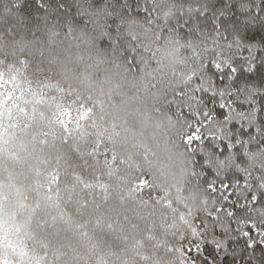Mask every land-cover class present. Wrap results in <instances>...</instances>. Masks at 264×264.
I'll return each mask as SVG.
<instances>
[{
	"label": "trees",
	"instance_id": "trees-1",
	"mask_svg": "<svg viewBox=\"0 0 264 264\" xmlns=\"http://www.w3.org/2000/svg\"><path fill=\"white\" fill-rule=\"evenodd\" d=\"M214 64L225 68L215 85ZM234 88L252 128L210 122L240 145L219 160L215 140L190 152L189 113ZM213 172L245 181L231 215ZM205 254L264 264V0H0V264H209Z\"/></svg>",
	"mask_w": 264,
	"mask_h": 264
},
{
	"label": "snow or ice",
	"instance_id": "snow-or-ice-1",
	"mask_svg": "<svg viewBox=\"0 0 264 264\" xmlns=\"http://www.w3.org/2000/svg\"><path fill=\"white\" fill-rule=\"evenodd\" d=\"M144 11V9H140ZM257 12L259 9L257 8ZM214 23H216L217 27H219V18L218 16L214 19ZM182 27H186V25H181ZM245 72H255L257 68V64L255 62V56L252 57L251 67L246 63L244 66ZM212 70L218 73L213 80V85H215L216 80L224 81L225 80V68L219 65H213ZM238 72L237 66L232 64L227 71L228 82L230 83L235 79L236 74ZM239 91V89H233L232 92H229V99L224 100L223 98L219 99H211L205 101L203 103H199V106L189 113V119L187 120V130L188 134L184 136L185 143L188 146V150L190 152L196 153L199 156L204 155L205 144L208 141L215 140L217 143L213 145L216 152L215 159L219 160L221 158V154L230 152L235 147H238L241 143L239 139V132L236 133V138L233 139V134L231 131L227 132L223 137L219 136L214 130H206L205 126L210 122L218 121L221 126H227L228 129H231L233 124H236L237 130L243 128L245 132L252 128V124L248 122V111L249 109H235V102L231 99V97L235 94V92ZM178 95H183L182 93H178ZM208 96L217 97V93L215 91H209ZM220 96H223V91L221 90ZM240 103L251 104L252 101H245L241 99ZM256 112L259 113V107L256 106ZM235 117V118H233ZM259 131V128L253 129V138H255V132ZM205 169H210L212 160L208 157H205L202 161ZM218 173L213 172L212 177L209 179L208 184L210 189L215 193L217 188H219V195L221 197V206L225 208L229 215H231V209L227 207L229 204L235 203L236 207H242L243 204L240 200L235 199L234 193L243 194V189L240 187L242 183L245 181L234 180L231 183L227 179H223L217 183ZM235 185V187L233 186ZM251 203L252 201H247ZM242 236L247 237L248 231L245 229L240 233ZM211 243V241H208ZM255 241L249 240V247H251ZM203 243L199 245L198 248L193 249L191 246L189 251H195L197 253H203ZM213 247L219 249L220 245L218 243L213 244ZM226 255V253H220L221 259ZM204 258L209 261V264H213L212 257L205 254Z\"/></svg>",
	"mask_w": 264,
	"mask_h": 264
}]
</instances>
